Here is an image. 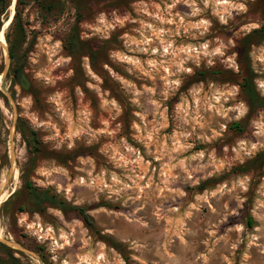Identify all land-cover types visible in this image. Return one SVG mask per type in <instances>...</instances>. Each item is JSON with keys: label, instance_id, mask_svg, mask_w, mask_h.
<instances>
[{"label": "rangeland", "instance_id": "obj_1", "mask_svg": "<svg viewBox=\"0 0 264 264\" xmlns=\"http://www.w3.org/2000/svg\"><path fill=\"white\" fill-rule=\"evenodd\" d=\"M16 11L24 86L8 74ZM5 17L0 242L21 264H264V107L239 66L264 0H10Z\"/></svg>", "mask_w": 264, "mask_h": 264}, {"label": "trees", "instance_id": "obj_2", "mask_svg": "<svg viewBox=\"0 0 264 264\" xmlns=\"http://www.w3.org/2000/svg\"><path fill=\"white\" fill-rule=\"evenodd\" d=\"M10 6V0H0V28L5 20L7 19L6 14L8 7ZM17 11L14 13L8 31L6 32V40L9 44L8 46V56L10 59V66L8 74L12 76L13 81L17 82L19 85L24 86L26 83V77L23 70L24 63V52L22 51L23 43L26 40L25 28L22 24L17 22ZM9 24V23H8ZM256 36L258 40L264 39V23L257 29L251 31L248 35L245 36L240 42L239 47V66L241 68V74L243 83L241 84L245 95L247 96L248 103L252 108L264 107V97L259 96L253 87L251 78L247 75L248 67L245 61L247 60V49L250 45V39ZM238 122L232 123L233 127H237ZM24 129L21 131L24 132ZM30 136H34L35 133L32 130H28ZM24 135V134H23ZM30 143L29 140H27ZM234 170H239L234 168ZM206 183V182H205ZM202 183L199 187L203 188L204 184ZM27 188L29 193L32 195L33 199L39 203L50 202L57 204L59 207H64V202L58 200L55 196L49 195L47 192L38 191L33 187L29 182L27 183ZM11 196H9L10 198ZM78 212L84 217L85 220H88V216L84 214L82 208H77ZM248 223H251V218L248 219ZM0 264H21L18 257L14 256L12 250L9 247L0 242Z\"/></svg>", "mask_w": 264, "mask_h": 264}, {"label": "water", "instance_id": "obj_3", "mask_svg": "<svg viewBox=\"0 0 264 264\" xmlns=\"http://www.w3.org/2000/svg\"><path fill=\"white\" fill-rule=\"evenodd\" d=\"M12 160V159H11ZM4 243H6L7 245H9L10 247L18 250L19 252H22V253H27V254H31V252L27 249H24L22 248L21 246L17 245V244H14V243H11V242H8V241H4Z\"/></svg>", "mask_w": 264, "mask_h": 264}, {"label": "bare ground", "instance_id": "obj_4", "mask_svg": "<svg viewBox=\"0 0 264 264\" xmlns=\"http://www.w3.org/2000/svg\"><path fill=\"white\" fill-rule=\"evenodd\" d=\"M10 9H11V8H10ZM11 15H12V12H11V14H10V16H9L10 18H11ZM10 18H9V19H10ZM1 36H2V34H1ZM0 42L2 43V45L5 43V41H4L1 37H0ZM1 43H0V45H1ZM3 46H4V45H3ZM3 48L5 49V47H3ZM5 50H6V49H5ZM5 52H6V51H5ZM5 52H4V53H5ZM4 55H5V54H4ZM5 58H6V57H5ZM5 60H6V59H5ZM13 172H14V174H13V176H12V179H15V177H16V175H17V170L14 169ZM0 199H1V198H0Z\"/></svg>", "mask_w": 264, "mask_h": 264}]
</instances>
